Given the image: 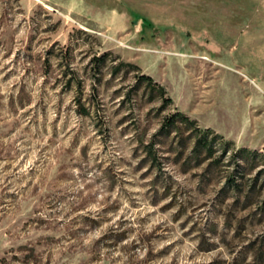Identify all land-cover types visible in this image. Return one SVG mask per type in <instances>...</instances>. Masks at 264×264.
I'll use <instances>...</instances> for the list:
<instances>
[{"label": "rangeland", "instance_id": "1", "mask_svg": "<svg viewBox=\"0 0 264 264\" xmlns=\"http://www.w3.org/2000/svg\"><path fill=\"white\" fill-rule=\"evenodd\" d=\"M261 167L264 0H0V264H264Z\"/></svg>", "mask_w": 264, "mask_h": 264}, {"label": "trees", "instance_id": "2", "mask_svg": "<svg viewBox=\"0 0 264 264\" xmlns=\"http://www.w3.org/2000/svg\"><path fill=\"white\" fill-rule=\"evenodd\" d=\"M106 57H107V54H105V53L100 55L99 57H92L91 64H93V66L95 68V70H94L95 72H98V73L100 72L99 64H104L106 62ZM123 68L137 69V66L130 64V63L115 61V63L111 66V74H116V73L120 72ZM137 82H145V84L148 86L149 91H157L159 93V95L161 96L163 104L170 101L169 98L165 97V91H164L163 87L154 83L150 76L143 75V74L139 75L137 77ZM85 114H87V111H85ZM177 122H180L186 126V128L188 130V137L189 138H194L193 147H192L190 153L196 157L203 155L202 160L212 159L214 157V154L217 152L216 147H215V139L217 138V136L212 137L211 131L209 129H205L203 131L200 130L196 126L195 120H192L188 116H186L182 113H179V112L173 114L168 120H166V123L163 124L161 129L163 130L165 128H169L170 125H175ZM168 131H170V128L168 129ZM227 145H228V143H223L222 153L227 152ZM147 152L149 155L152 154L151 149L147 150ZM247 154L257 155L258 152L257 151H250L247 148H240V149L233 151L232 157H233L234 161L238 164L239 159H244L245 155H247ZM220 158H221V156L213 158L211 160L210 164L220 162V160H221ZM261 174L264 175V168L263 167H261L258 170L257 175L253 179V182L251 183V185L249 186V188L246 192L247 195L244 196V199H246V204L247 203L249 204L251 202L250 197L248 196V193L254 189V187L256 186L257 180ZM227 189L228 190L232 189L235 192L239 191L240 193L244 192L242 183L234 180L231 177H229L226 181L225 190H227ZM262 203L264 204V200ZM263 207H264V205H263Z\"/></svg>", "mask_w": 264, "mask_h": 264}]
</instances>
